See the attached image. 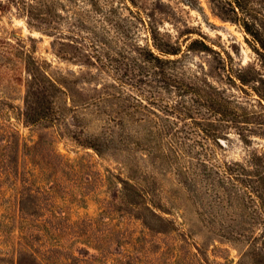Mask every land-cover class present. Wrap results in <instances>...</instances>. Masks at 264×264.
<instances>
[{
    "label": "rangeland",
    "instance_id": "rangeland-1",
    "mask_svg": "<svg viewBox=\"0 0 264 264\" xmlns=\"http://www.w3.org/2000/svg\"><path fill=\"white\" fill-rule=\"evenodd\" d=\"M30 1L37 7L31 9V18L20 8L22 3L0 12V35L11 32L34 56L62 71H74L80 76L78 98H84L92 88L81 77L87 69L85 57L80 53L66 60L55 53L65 42L73 52L91 49L89 29L104 36L101 16L88 0H22ZM95 1L97 6L104 2ZM135 2L153 14L161 34L181 42L182 49L191 38L204 39L212 48L181 52L176 64L181 98L172 97L181 100V118L166 114L170 95L162 88L150 82L137 85L133 120L127 125L132 142L118 144L101 157L75 144L63 125L24 122L22 88L0 87V264L26 251L43 264H252L241 259L246 237L231 241L220 234L237 230L255 236L264 227L259 199L245 187L258 184L253 170L259 166L251 167L248 154L264 152V101L229 81L220 58L229 54V65L236 69L254 63L255 54L242 29L222 21L206 0L192 6L183 0ZM126 4L135 8L129 0ZM121 12L131 17L124 7ZM130 20L129 40L144 43L149 39L146 30ZM199 77L224 89L231 103L216 123L219 143L201 134V125L192 117H183L185 100L195 98L184 92V80ZM78 110L81 129L88 117ZM239 133L248 136L247 144ZM231 163L251 175L241 176L243 181L220 180L212 172ZM129 174L139 202L135 207L128 206L123 195L122 180ZM22 196L27 197L24 211L19 209ZM143 205L169 222L158 223ZM157 228L170 230L162 233Z\"/></svg>",
    "mask_w": 264,
    "mask_h": 264
},
{
    "label": "trees",
    "instance_id": "trees-1",
    "mask_svg": "<svg viewBox=\"0 0 264 264\" xmlns=\"http://www.w3.org/2000/svg\"><path fill=\"white\" fill-rule=\"evenodd\" d=\"M88 1L93 6L92 10L101 16L104 36H98L95 30L90 28L89 32L93 34L90 39L91 49L73 52L67 49L68 46L71 47V43L65 42L60 43L64 47L55 53L59 59L66 60L78 57L80 53L85 57L87 69L81 77L84 79L83 83L92 88L84 98H78L79 90L75 88L80 76L72 70L62 71L53 66L52 62L34 56L16 41L21 40L19 37L10 36L11 32L8 36L0 35V87L22 88L24 95L21 115L24 122L44 126L63 125L66 128L64 134L75 144L91 148L103 157L107 152L112 153V150L117 149L118 144L132 142L133 132L127 125L133 120V91L137 89V85L150 82L155 84V87L162 88L170 95V100L164 107L166 114L181 118V100H172V97L176 96L181 98V71L176 70V64L181 62V52L184 50L206 52L212 48L204 39L191 38L185 44V49H182L181 42L171 41L161 34L153 14L136 5L135 0H129L134 9L130 4H126L128 0H104L100 6H97L95 0ZM183 1L189 6L199 5V0ZM206 1L211 11L222 21L236 24L242 29L246 36L245 41L255 54L254 63L236 69L229 65V58L231 59L229 54L227 57L221 56L220 63L223 62L227 79L236 86L249 88L257 100L263 102L264 74L258 67L264 70V0ZM12 3H17L18 6L22 3L20 8H25L29 18L32 17L31 9L37 8L32 1L25 3L22 0H0V12L7 10ZM123 7L131 15L130 18H134L146 30L149 39L144 43L129 40V27L133 22L121 12ZM90 19L88 15L87 21ZM28 24L31 25V22L28 21ZM34 27L38 29V26ZM45 29L49 31L47 27ZM47 34L53 36L51 33ZM55 43L56 41H52L53 45ZM102 75H106L111 81L104 80ZM184 81V92L192 94L195 98L185 100L183 117H192L195 124L201 125V134L219 143V129L216 123L226 115L231 105L225 90L213 85L206 78L199 77L196 81L188 78ZM156 97L159 98L158 95ZM78 109L84 110L88 117L85 127L81 129L77 124ZM216 115H219V118L216 119ZM93 122L98 124L94 125ZM89 125L94 127L89 128ZM239 134L247 144L248 136ZM248 161L252 168L259 166V169L253 170L258 184L254 187H245L247 192H251L259 199L264 213V152L252 150L248 154ZM232 163L233 166H240L239 162ZM232 163L212 172L220 180L231 178L243 181L240 179L241 176L251 175L246 173L243 167L241 169L233 167ZM131 180L130 174L122 180L123 195L127 198L126 204L135 207L139 202L134 196ZM29 196L32 197L31 194L27 197ZM27 197L22 196L19 200L21 211H24ZM143 209L150 212L158 223L169 222L168 219L155 214L147 205H143ZM143 222L148 226L146 220ZM158 229L156 232L162 233L170 230ZM243 233L244 231L230 230L220 235L231 241L246 237L247 248L242 250L241 259H249L252 264H264V227L255 236H251V232L249 236ZM1 260L4 259L0 258ZM6 261L11 262L9 264H43L36 255L27 251L19 252L16 258Z\"/></svg>",
    "mask_w": 264,
    "mask_h": 264
}]
</instances>
